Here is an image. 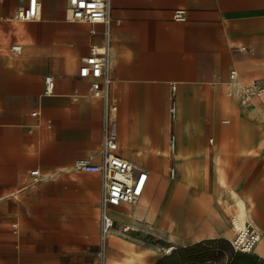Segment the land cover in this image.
I'll return each mask as SVG.
<instances>
[{
	"label": "crops",
	"instance_id": "1",
	"mask_svg": "<svg viewBox=\"0 0 264 264\" xmlns=\"http://www.w3.org/2000/svg\"><path fill=\"white\" fill-rule=\"evenodd\" d=\"M25 3L0 0V264H98L102 221L95 208L104 179L100 173L77 169L75 163L91 156L100 159L103 102L88 97L91 80L81 77L79 68L92 45L105 43L104 25L68 19L67 0H43L42 19L22 21L16 14ZM178 8L187 9L185 21L174 18ZM110 16L111 95L119 106V151L149 172L143 196L148 189L154 199L162 194L164 184L160 188L157 178L163 174L161 153L166 152L170 177L182 182L176 194L177 219L195 191L182 222L189 230L202 224L217 204L206 210L195 204L199 191L187 183L181 161L174 157L168 121L171 99L181 96L184 117L198 106L213 122L209 131H215L216 143L211 136L207 144L206 132L193 129L204 138L209 157L198 151L189 156L206 168L203 185L214 194L213 154L228 125L221 121L228 114L222 92L238 101V116L239 102H259L246 101L237 88L227 94L229 78L224 74L228 66L239 67L264 82V0H112ZM14 43L23 46L22 54L10 52ZM47 75L55 79L52 92L46 90ZM183 124L189 128L184 118ZM260 133L243 137L255 153L239 150L230 186L251 194L262 216L264 146L256 142ZM141 151L149 157L140 158ZM209 171L212 187L206 182ZM194 210L202 212L201 218L185 228ZM208 230L216 231L215 225Z\"/></svg>",
	"mask_w": 264,
	"mask_h": 264
},
{
	"label": "bare ground",
	"instance_id": "2",
	"mask_svg": "<svg viewBox=\"0 0 264 264\" xmlns=\"http://www.w3.org/2000/svg\"><path fill=\"white\" fill-rule=\"evenodd\" d=\"M237 68L240 71H238L239 91H241L240 87L242 83H252L255 79L261 78L260 75H247L241 68ZM224 75L227 79L230 77L231 67L229 68L228 66L226 68ZM258 99V103L249 102L247 108L264 116V93L260 95ZM184 111V102L179 95L176 100L173 151L174 157L181 161V168L185 171L187 183L193 184L192 186L199 191L195 198V204L202 207L204 210L210 207L211 204H220L221 202L226 206L232 207L234 209L232 229L236 234V238L232 240L235 242L237 240L236 243H243L250 240L251 245L249 247L247 246L246 249L253 254L264 257V215L261 216V205L258 201L253 199L251 194L240 193L230 186L231 174L240 161L239 150H247L246 152L255 153V149L249 147V140L243 142L240 135L234 131L236 118L238 116L237 106L234 102L227 105L229 118L224 121L228 123V125L226 126L222 142L219 141L215 146L216 149L213 154V166L216 192L214 194L205 191L203 185L206 177V168L204 166H199L198 164L195 165L192 162V157L189 156L190 151H198V154H205L206 157H209L210 149L204 147V138L201 136L200 132L184 126ZM256 142L257 145L264 146V132H261L256 137ZM161 154L160 172L164 173V158L166 152L163 150ZM139 156L140 158H148L149 154L146 151H141ZM181 184L182 182L177 177L171 180L166 201L157 212L156 216H154L152 211L149 210L148 198L146 196L142 198L135 207L114 209V220L120 221L119 224L122 225L123 230L125 231L131 229V226L126 220L139 219L140 217H146L152 224L155 223L159 229H164L166 227L170 202L179 192ZM188 188L189 185H186L185 190L187 191ZM97 210H100V208L98 207ZM200 213H197L196 210H194L190 215V219L185 225V228H189L192 224L197 222L201 218ZM133 228L138 229L141 228V226L139 224H134ZM170 238L177 244L179 239L178 234L172 233ZM206 238L209 237H203L202 239ZM108 246V264H154V262L147 261L148 251L146 249L140 248L133 241L126 239L116 228H112L108 233ZM176 247H178V245L167 247L164 255H172Z\"/></svg>",
	"mask_w": 264,
	"mask_h": 264
},
{
	"label": "built area",
	"instance_id": "3",
	"mask_svg": "<svg viewBox=\"0 0 264 264\" xmlns=\"http://www.w3.org/2000/svg\"><path fill=\"white\" fill-rule=\"evenodd\" d=\"M111 1L112 0H67L66 16L71 21L104 25L103 45H92L90 52L79 68V75L89 78V98H99L103 102V125H102V146L99 151L100 159L95 157L78 159L75 167L79 170L100 173L104 179L103 193L95 210L101 216L100 244L97 251L98 264H108L107 243L108 233L114 228L116 220L110 210L113 207H120L124 204L135 203L143 196L148 185L150 174L138 167L133 160L124 156L119 151L118 131V103L112 98L111 85L113 76L110 72L111 64ZM43 0H26L16 14V18L22 21L40 20L43 17ZM188 17L186 8H178L174 12V18L178 21H185ZM95 33V30L92 29ZM11 53L22 54L23 46L14 43L9 47ZM46 90L52 92L55 86V79L51 75L45 77ZM238 70L232 69L228 80L227 94L232 95L235 88L238 89ZM241 92L246 101H253L264 93V82L255 80L249 84H241ZM176 91V83H172V92ZM170 117H176V98L173 96L170 103ZM39 114V112H35ZM264 126V123H263ZM171 147L174 143V135L171 137ZM176 169L172 167L170 173L175 175ZM37 172L32 176H36ZM100 210H97V208ZM17 225V224H15ZM237 248L239 245L247 250L251 245L250 240L243 243H236L231 240ZM246 246V247H245ZM249 251V250H247Z\"/></svg>",
	"mask_w": 264,
	"mask_h": 264
},
{
	"label": "rangeland",
	"instance_id": "4",
	"mask_svg": "<svg viewBox=\"0 0 264 264\" xmlns=\"http://www.w3.org/2000/svg\"><path fill=\"white\" fill-rule=\"evenodd\" d=\"M232 102H236L238 104L236 99L227 97L223 91L222 106L227 108V105ZM239 103L241 104L240 109L242 112L236 119V127L234 130L240 135V138L243 139L245 136L250 137L252 133L258 134L260 132H264L261 124L264 120V116L253 110L247 111L246 105L249 103H246L243 100ZM169 113L170 112L168 110V114ZM168 118L170 131L172 130L170 133L173 135L174 119H172L170 116ZM227 118H229L228 114L222 115V123H224V120ZM184 121L186 126L189 128L198 130L201 129V131L204 130L206 132L205 142L207 144L209 143V138L211 136H215V143L217 142L218 137L215 134V131H209V129L212 130L210 126L212 121L210 122V118H206L201 114V112L198 110V106L192 112L189 110L188 113H185ZM246 139L247 138H244L243 140ZM250 142L253 141L250 140ZM190 154L193 155L194 152H191ZM259 154L263 155L262 152ZM169 158L170 152L167 150V159ZM141 162H145V160H140V163ZM141 165L144 164L142 163ZM168 166L169 161L166 163L165 172L158 175L157 178V184L160 188L162 187V184H164L162 194L158 198L154 199L152 196H149L147 189L145 195L137 202L124 204L120 207L113 208L125 209L127 207H135L142 200V198L147 196L149 210H151L154 216H156L163 204L165 195L172 180L169 175ZM235 180L236 178L233 179V181ZM206 182L208 186H213V176L211 171H209ZM194 194L195 191L192 192L190 196L191 198L187 200L186 205L178 219L174 213L179 194L175 196L168 210L166 227L164 229H159L155 223L152 224L146 217L126 220V222L131 226V229L128 231L123 230V227L119 224L120 221L118 220H116L114 228L121 232L126 239L133 241L140 248L146 249L148 251L147 261L154 262V264H264V257L245 250L242 245H239L236 248L232 244L231 240L236 238V234L232 229V217L234 209L230 206L217 204L213 206L210 211L208 210L209 214H207V217L202 224L191 227L189 230L184 229L182 224L183 217L188 214L191 209ZM110 213L115 216V212L113 210H110ZM172 223L174 224L173 226ZM134 224H139L141 228H133ZM213 225H215L216 231L208 230V227H213ZM172 233L178 234L179 239L177 244L174 243L170 238ZM205 236L216 237L200 240ZM174 245H178V247L175 248L172 255L162 256L167 247ZM108 249L109 246L107 243V254Z\"/></svg>",
	"mask_w": 264,
	"mask_h": 264
}]
</instances>
